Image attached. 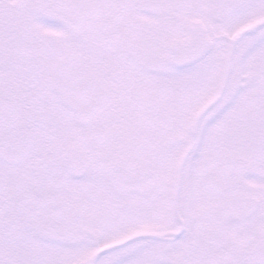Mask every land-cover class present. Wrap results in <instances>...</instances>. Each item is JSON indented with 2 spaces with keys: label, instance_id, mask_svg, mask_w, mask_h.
<instances>
[{
  "label": "snow or ice",
  "instance_id": "1",
  "mask_svg": "<svg viewBox=\"0 0 264 264\" xmlns=\"http://www.w3.org/2000/svg\"><path fill=\"white\" fill-rule=\"evenodd\" d=\"M0 264H264V0H0Z\"/></svg>",
  "mask_w": 264,
  "mask_h": 264
}]
</instances>
